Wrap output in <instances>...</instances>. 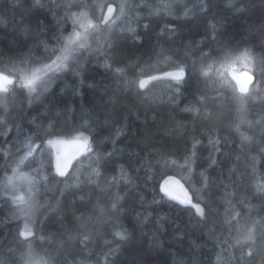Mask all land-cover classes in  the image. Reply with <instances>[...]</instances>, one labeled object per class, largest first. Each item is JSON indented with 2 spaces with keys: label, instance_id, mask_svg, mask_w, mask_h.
Returning <instances> with one entry per match:
<instances>
[{
  "label": "trees",
  "instance_id": "trees-1",
  "mask_svg": "<svg viewBox=\"0 0 264 264\" xmlns=\"http://www.w3.org/2000/svg\"><path fill=\"white\" fill-rule=\"evenodd\" d=\"M91 2L94 0H41L43 7L32 8L33 0H0V61H3L0 63V71H5L7 74L6 66L7 70H11L14 75H31L35 68L41 66L40 64H33L32 59L55 52L47 50L46 53L45 45L57 47L66 44L74 28L73 18L87 9L91 12L89 7ZM150 2L155 4L158 0H150ZM56 3L84 6L79 8L56 7ZM138 3L139 0H135L133 14L139 15L136 20L139 25L137 26L136 23L139 40L131 39L130 34L121 32L117 28L110 29L108 27L103 32L99 31L92 38V48L88 47L89 50L81 51L83 57L78 62V68L76 57H79L81 52L76 53L74 58L69 61L67 64L69 67H65L61 72H54L57 78L54 79L53 86L48 92L41 95L40 89H38L36 93H32L31 97L28 96L26 89H24L23 94L18 92L13 97H8L4 92H0V104L12 99L15 104L12 117L20 123L27 122L35 116L38 123L55 120L63 125L67 121L69 126L77 127L83 120L90 119L95 127V135L100 150L112 149V144L103 140L108 128L102 122L109 112L115 109L120 115L119 123L128 125L127 134L117 144V148L124 149L123 155L118 156L117 159L124 161L131 167L135 184L121 186V195L128 192V197L124 201L126 215H123L121 219L129 227L136 226V231L132 244L121 255L117 264H123L124 261L134 259L137 255L143 258L144 264H164L165 260L169 264H174L173 257L177 261H182L183 264H226V262L227 264H237L239 252L232 255L233 249L231 247L225 252L219 241L220 239H228L229 234L232 237L242 238L243 235L247 234L248 228L251 227V221H260L261 216L264 215L260 206L261 201L254 194L257 189L264 188V175H262L264 168L261 167L259 159L255 164V173L243 177V183L236 179V176L244 171L247 157L257 156V148L264 147V143L260 141L259 129L254 126L255 121L260 118V114L255 109L248 108L247 104H245L244 109H241L236 101L229 100L225 93L230 95L231 89L222 87L221 83L214 79L210 72L208 78L200 75L198 71L192 73L187 83L180 86L178 93H173V91L166 93L168 83L165 80L152 82L147 87L148 91L140 95L138 94V81L147 78V75L158 76L162 74L158 69L165 67V63L156 64L153 51L154 49L157 52L160 50V43L168 50L166 55L170 56L172 60L177 62L181 59L185 60L190 67L192 61L198 57H185L184 45L189 41L203 40L202 34L205 30V24L210 17L213 18L212 23L220 21L222 17L224 18L221 23H216L218 29L217 42H208L213 49L229 41L232 43L247 41L248 49L252 51L253 55H256L261 49H264V36L261 35L264 32V28H261V22L264 21V0H246V8L243 12L233 11L228 7L227 0H211V8L207 13H202L197 8L189 16L183 15V6L187 5L191 9L194 0H174L171 9L172 16L167 13L149 16L150 10L143 6L137 8L136 4ZM26 9H30V11ZM149 23L150 27L145 29L143 25ZM169 24L176 29L175 35L160 40L158 33ZM26 27L29 29L27 35L22 32V29ZM57 36L61 38L60 43L56 41ZM126 36L129 38H125ZM38 42H41L39 46H37ZM208 50V48H204L205 52ZM240 50L244 51V47L241 46ZM105 55L108 56L107 61ZM20 56L25 57L23 62L16 59ZM54 57L55 55H52V60ZM115 60L122 61L119 65L121 68L127 66L124 73L126 85L110 75L106 68V64H111ZM137 61L141 62V67L135 69L136 75L133 76L132 65ZM146 62H150L152 67H149ZM216 62L218 60L213 58L204 63L213 65ZM199 66L197 64V68ZM167 70L174 71L173 68ZM76 71H79V76L74 74ZM142 72L145 75H142ZM205 80H207V87L204 84ZM90 84H95V87H90ZM17 87H19V83H17ZM139 92L143 91L139 90ZM36 97L39 99H35ZM170 97H175L179 101V107L172 103ZM29 99L32 100V103L28 102ZM198 100L199 103H197ZM189 102L194 108L200 110V115L196 111L191 113L180 111ZM45 105L48 107L45 108ZM206 112H211V119H204L202 114ZM246 121H250L251 124ZM233 122L240 124V132L253 137V141L246 142L247 148H243V145L240 144L238 135L235 137L230 135ZM179 124H186L188 133L193 130L197 132L207 131L209 128H212L215 133L217 126H219L222 129L221 135L228 136L233 141V143L225 145V152L232 153L235 151L240 156L238 162L236 155H231L229 159H222L219 165L209 169L211 177L223 181L219 188L213 186L203 193H196L193 199L194 203L211 202L213 205L214 211L206 220H202L195 214L194 210L177 206L171 202H161L159 205H152L144 209L140 207L138 201L137 193L139 192H144L147 201L152 200L154 192L158 190L157 181H160V176L157 175L153 179L146 180L145 172L141 170L137 173L134 170L135 167L140 161L148 162V154L153 152L151 144L166 148L168 151L182 152L185 139L178 128ZM115 126L118 125L114 123L113 127ZM157 126H159V130H157ZM146 130L152 134L148 145L141 142ZM15 137V132L0 137V146L10 148L13 153L17 152ZM241 148H243V152H241ZM199 162L204 166L207 165L206 151L200 156ZM6 163V159H0V240L10 244L16 233L17 225L19 224L22 229L25 218L17 216L14 219H9L10 205L5 203V199L11 200V198L2 181L5 174L11 171H4ZM179 163L183 164V161L181 160ZM237 164L238 171L236 176L232 177V181L239 184V188L235 190L234 197L226 196V198L232 199L235 208L234 210L228 209L226 212L221 207L217 211L216 207L221 203L217 198L234 191L231 181L228 179L227 170L229 167L237 166ZM11 166L15 167L14 161ZM158 170V167H154V172ZM81 171L83 170L81 169ZM248 171L252 173L251 168ZM45 174H47L46 169ZM53 175H55L54 167ZM168 175L180 178L186 187L189 186L185 174L178 166L170 168ZM71 179L70 177L69 183H71ZM103 183L104 180L102 179L101 184ZM225 185L228 187L225 188ZM191 187L199 189L200 185L193 183ZM116 191V188L109 189L107 193L94 191L91 199H86L85 202L72 196L69 191L64 200L66 209L64 225L61 227L49 223L47 231L56 233V236L46 244L39 239L35 240L33 248L35 258L43 263L51 255L59 262L62 258V254L56 252L59 239H67L69 234L76 236L78 230L93 233L96 231L106 232L111 227L112 222L102 227L95 220L94 205L98 199L107 204V197ZM86 192L87 188H84L80 194L85 195ZM57 195L58 190L53 186L51 191L45 192L42 189L38 198L40 200L48 199L54 203ZM239 199H244L245 204L249 205L247 208L249 215H246L244 219L235 215L243 207L236 203V200ZM70 201H75V208L78 210H73V204ZM11 209L19 212L15 204L11 205ZM137 211L145 214L146 211H153L154 215L147 223L137 225L135 216ZM155 213H163V218L159 222H157ZM89 217L91 219H88ZM140 219H143V215ZM225 219L231 220V224H225ZM233 225L239 229L238 232L235 231ZM258 228L259 226H257ZM110 238V236H104V239ZM154 238H158L163 243L162 250H151ZM232 242L234 243L235 240L233 239ZM89 247L91 249L102 248L103 239L93 241ZM169 248L172 255L167 252ZM252 248L254 255L250 258L245 257L240 264H264V246L257 241L252 244ZM217 254H219V258ZM17 255L19 256V253ZM92 259L94 261L95 256ZM101 264H105L103 259Z\"/></svg>",
  "mask_w": 264,
  "mask_h": 264
},
{
  "label": "snow or ice",
  "instance_id": "snow-or-ice-1",
  "mask_svg": "<svg viewBox=\"0 0 264 264\" xmlns=\"http://www.w3.org/2000/svg\"><path fill=\"white\" fill-rule=\"evenodd\" d=\"M134 3L135 0H94V2L90 3L89 7L96 23L93 25V21L89 20L87 26L95 27L98 31L103 32L109 27V21L115 24L119 20L120 24L117 26H124V32L130 34L131 39L139 40L137 27L133 26V23H137L135 16H133V12L135 11L133 7ZM173 3L174 0H158L155 4L150 2V0H139L136 7L143 6L144 8H148L150 10L148 12L149 16H157L161 13H167L169 16H172L173 12L171 9ZM227 4L235 12H243L246 8V0H227ZM55 6L79 8L84 5L56 3ZM31 7H43L41 0H33ZM197 8L200 12L207 13L211 8V0H194L191 9L187 5H184L183 15L189 16ZM26 10L30 11V9ZM116 13L120 15L116 16ZM212 19L210 17L206 21L205 30L202 34L203 40L189 41L184 45L185 57H198L192 61L190 67L185 60L181 59L178 62L172 60L170 56L166 55L168 50L160 43V40H165V38L175 35L176 29L169 24L160 30L158 33L160 37V40H158L160 50L157 52L154 49L153 51L156 57V64L165 63V67L158 69L162 73L161 76L147 75V80L139 79L138 94L143 95L148 91L145 85L149 81L163 82L165 80L173 93H178L180 86L187 83L192 73L198 71L200 75L208 78L212 65H206L204 62L216 58V60L221 62V67L225 69L226 73L221 81V85L225 89H231L230 95L227 92L225 93L228 99L236 101L241 109H244L245 104H247L248 108L255 109L260 114V118L255 121L254 126L259 129L260 141L264 143V49L253 55L252 51L248 49L247 41L238 43L229 41L213 49L208 42H217L218 29L216 23H221L224 18L222 17L216 23H212ZM137 26H139L138 23ZM81 27H84V25H81ZM143 27L145 29L149 28L150 23L144 24ZM261 28H264V21L261 22ZM22 32L27 35L29 34V29L26 27L22 29ZM74 35L77 39L81 37L80 32H76ZM261 35L264 36V32ZM125 38L129 37L126 36ZM56 41L57 43L61 42L60 36L56 37ZM39 43L41 42H38L37 46H39ZM73 43L74 41L69 37L67 44L59 49L61 56L57 57L56 60H52L51 58L52 55H55V52L32 59L33 64H40L42 66L35 68L31 75H14L5 66L7 74H5V71H0V91H3L8 97H13L18 92L23 94L24 89H27L29 97L32 96V93H36L38 89H40L41 95L48 92L53 86L54 79L57 78L53 72V66L55 65L57 69L69 67L67 64L58 63V61H67L69 54L77 50L69 47ZM241 46L244 47V51L240 50ZM204 48H208L209 50L205 52ZM79 49L89 50L88 46L84 43L79 44ZM45 52L47 53V45H45ZM82 57L83 52H81L79 57H76L77 68L79 67L78 62ZM29 58L31 59V57ZM16 59L23 62L25 57L20 56ZM105 60H108L107 55H105ZM0 63H3V61H0ZM9 63H12V61H9ZM121 63L122 61L115 60L111 64H106V68L110 75L126 85L124 73L127 66L121 68L119 66ZM146 63H148L149 67H152L150 62ZM237 63L243 65L239 70L236 68ZM197 64L200 65L199 68H197ZM132 67L134 70L133 76H135V69L141 67V62L137 61ZM250 67L251 71H249ZM168 68H173L174 71H169L167 70ZM74 74L76 76L80 75L79 71H76ZM141 74L145 75L143 72ZM17 83H19V87H17ZM204 84L207 87V80L204 81ZM89 86L95 87V84H90ZM139 90L144 91L139 92ZM35 99H39V97ZM170 99L173 104L179 107V101L175 97H170ZM28 102L32 103V100L29 99ZM199 102L198 100L197 103ZM14 107L15 104L12 99L0 104V113H3V115H0V137L15 132L17 144L23 145L26 151L17 148V152L13 153L9 149L0 146V159L7 160V163L4 165V171L11 170L16 174L19 171V166L24 165L27 160L29 163L25 166L30 168L32 172L37 173L38 179L37 177H32L29 180L27 198L25 195H14L12 200L5 199V203L10 205L9 219L23 216L25 222L22 229L19 224L17 225L16 233L12 237L10 244L4 240H0V264H37L32 259L35 254L33 251L34 242L36 239H39L46 244L56 236V233L47 231L49 223L60 225L61 227L64 225V219L66 218L64 200L69 191L72 196L85 202L86 199H91L94 191L107 193L111 188H116L117 191L107 197V204L98 199L94 205L95 220L102 227L112 222L111 227L106 232L96 231L93 233L78 230L76 236L69 234L67 239H59L57 241L58 247L56 252L62 254L61 260L57 262L55 257L50 255L49 259L44 261L43 264H101L102 259L105 264H117L121 255L132 244L136 231V226L129 227L121 219L123 215H126L124 201L128 197V192H124L123 195L120 194L121 186H132L135 184V179L131 174V167L124 161L117 159L124 152L123 148H117V144L127 134L128 125L126 123H119L120 115L115 109L109 112L102 122L108 128V132L103 137V140L110 142L112 149L100 150L95 135V127L90 119L83 120L77 127L69 126L67 121L63 125L55 120L38 123L35 116L31 117L27 122L20 123L12 117ZM44 107L47 108L48 106L45 105ZM180 111L184 113L196 111L198 115L201 114L200 110L194 108L191 102L183 109H180ZM202 115L204 119H211V112H206ZM246 122L251 124L250 121ZM114 123L118 126L113 127ZM178 128L183 133L185 139L182 152L168 151L166 148H160L155 144H151L153 152L148 154V162L140 161L138 166L135 167V172L139 173L141 170L145 172L146 180L153 179L157 175L160 176V181H157L158 190L154 192L152 200L147 201L144 192H139L137 193L138 201L140 207L144 209L152 205H159L161 202H171L177 206L187 205L190 209H195V213L202 220H206L214 211L213 205L211 202L203 204L200 202L193 203L196 193H203V191L213 186L219 188L223 184V181L211 177L209 169L219 165L222 159H229L231 155H236L238 162L240 156L235 151L232 153L225 152V145L233 143V141L228 136L221 135L222 129L219 126H217L215 133L212 128H209L207 131L197 132L193 130L191 133H188L186 131V124H179ZM157 130H159V126H157ZM230 135L233 137L238 135L243 148L248 147L246 142L253 141L252 136L240 132V124L236 122H233L231 125ZM64 137L69 138L66 139ZM151 137L152 134L146 130V134L141 138V142L148 145ZM243 148H241V152H243ZM50 149H55L54 156L49 151ZM205 151L207 152L206 166L199 162L200 156ZM36 153L40 155L38 166ZM257 159H259L261 167L264 168V147L257 148V156L247 157L244 171H241L239 176H236L238 164L237 166L228 168V179L231 181L234 191L232 193H225L217 198L221 202L216 207L217 211L221 207L226 212L228 209L234 210L235 205L232 199L226 198V196L234 197L235 190L239 188V184L232 181V177L236 176V179L243 183V177L255 173ZM181 160L183 164L179 163ZM13 161L16 162V167L11 166ZM173 166H178L185 174L186 180L189 183L188 187L181 180L176 179L175 176L168 175V170ZM53 167L55 175H53ZM154 167H158L159 170L154 172ZM249 168L252 169V173H249ZM45 169L47 170V174H45ZM19 175L20 178H25L24 173H20ZM70 177L72 178L71 183H69ZM102 179L104 180L103 184H101ZM193 183H198L200 188L191 187ZM60 185H63V187H60ZM53 186L58 190L54 203L48 199L40 200L38 198V194L42 189L45 192L51 191ZM9 187L13 189L14 193L20 191L19 186L13 184V177H7L6 179L5 190L7 191ZM224 187L227 188L228 186L225 185ZM84 188H87V192L85 195H81L80 193ZM254 194L261 201V210L264 211V188L257 189ZM70 202L73 204V210H78L75 208V201ZM14 203H19L24 205V207H21L19 212H15L11 209V205ZM236 203L243 207L235 215L240 219H244L246 215H249L247 213L249 205L245 204L244 199L236 200ZM142 215L143 219L141 220L140 217ZM153 215V211H146V214L137 211L135 213L137 225L147 223ZM155 216L157 222H159L163 218V213H155ZM88 219H91V217ZM224 223L231 224V220L225 219ZM257 226H259L258 229ZM233 228L235 231H239L238 228H235V225H233ZM105 235L111 238L104 239ZM99 239H103V247L91 249L89 247L90 244ZM233 239L235 240L234 243L232 242ZM257 241L264 246V215L261 216L260 221H251V227L248 228L247 234L243 235L242 238L232 237L229 234L228 239H220L219 243L225 252H227L229 247L233 249L232 255L239 252L237 264H240L245 257L250 258L254 255L252 244ZM163 247V243L158 238L153 239L152 251H160ZM167 252L169 255H172L170 248L167 249ZM17 253H19V256ZM93 256H95L94 261L92 259ZM217 256L219 258V254ZM173 261L174 264H183L182 261H177L175 257H173ZM123 264H144V261L141 256L137 255L134 259L124 261ZM164 264H169V262L165 260Z\"/></svg>",
  "mask_w": 264,
  "mask_h": 264
},
{
  "label": "rangeland",
  "instance_id": "rangeland-1",
  "mask_svg": "<svg viewBox=\"0 0 264 264\" xmlns=\"http://www.w3.org/2000/svg\"><path fill=\"white\" fill-rule=\"evenodd\" d=\"M89 8V7H88ZM99 14V13H97ZM116 16H119L120 14L119 13H116L115 14ZM133 16H135L136 20L138 18L139 15L137 14H133ZM89 20H92L93 21V25H95L96 21L93 19L92 15H91V12H89V9H87L85 12H83L82 14L80 15H77L73 18V31H72V34L70 35V37L72 38V40L74 41V43L72 45H70L69 47L70 48H73V49H77L76 51H73L69 54V59L67 61H58V63H64V64H68L69 61L74 58L75 54L78 53V52H81L82 50L84 49H79V44L80 43H84L86 44L88 47L92 48V45H91V42H92V38L99 32L95 27H88V21ZM120 24V21L117 20L115 24H113L111 21L109 22V28L110 29H118L120 30L121 32H124L123 28L124 26H117ZM81 25H84V27H81ZM133 26L136 27V23H133ZM101 27H103L101 25ZM76 32H80L81 33V37L79 39H77L75 37V33ZM68 41V40H67ZM67 44V42H66ZM65 46V44L63 45H59L57 47H47V50L48 51H55V57L53 60H56L57 57L61 56V52L59 51V49L63 48ZM89 48V49H90ZM50 63V62H49ZM42 66V65H41ZM39 66V67H41ZM243 65L240 64V63H237L236 65V68L237 70H239ZM38 68V67H37ZM65 67H61L59 69H57L55 67V65L53 66V72H61L62 70H64ZM35 70V69H34ZM251 67L249 68V71H251ZM211 74H212V77L216 80H218L220 83L223 79V77L226 75L225 73V69L221 67V62L218 61L216 63H214L211 67V70L209 71ZM258 72V71H257ZM27 90V89H26ZM172 90L169 88L168 84L166 85V90L165 92L166 93H170ZM3 92V91H2ZM16 145H17V148H20L22 149L23 151H26V149L23 148V145H19L17 144V141H16ZM8 148V147H7ZM17 148H16V151H17ZM10 150V148H8ZM11 151V150H10ZM51 151V154L53 155L52 153V150L50 149ZM36 158H37V166H38V163H39V159H40V155L39 153H36ZM31 159V158H29ZM29 163V161H25V164L24 165H20L19 166V171L18 173L14 174L12 171H10L9 173H6L4 178H3V184L5 185L6 183V179L7 177H13V184L19 186L20 188V191L19 192H15L13 191V189L11 187H9L7 189V193L9 194V197L11 198V200L13 199V196H19V195H25L26 198H27V188H28V185H29V180L32 178V177H37V173L35 172H32L30 168L26 167L25 165H27ZM14 164H15V167H16V162L14 161ZM20 173H24L25 174V178H20ZM16 207H18V209L20 210L21 207H24V205H21L19 203H14ZM25 220V219H24ZM23 228V227H22ZM32 259L34 261L37 262V264H43L41 263L38 258H35V254L34 256L32 257Z\"/></svg>",
  "mask_w": 264,
  "mask_h": 264
},
{
  "label": "water",
  "instance_id": "water-1",
  "mask_svg": "<svg viewBox=\"0 0 264 264\" xmlns=\"http://www.w3.org/2000/svg\"><path fill=\"white\" fill-rule=\"evenodd\" d=\"M110 22V21H109ZM103 26V25H102ZM162 75V74H161ZM161 75H158V76H161ZM142 79H145V80H147V78H142ZM152 82H155V81H149L148 83H146V85H145V88H147ZM140 91H144V90H140ZM52 150V153H53V156L55 155V149H51ZM174 176V175H173ZM176 177V176H175ZM176 179H179L180 180V178H178V177H176ZM162 182V181H161ZM181 182H182V180H181ZM183 183V182H182ZM194 203V202H193ZM181 207H183V208H189V206H187V205H185V206H181ZM192 210H194V212H195V209H192ZM196 214V213H195ZM197 215V214H196ZM21 239H24V238H21Z\"/></svg>",
  "mask_w": 264,
  "mask_h": 264
},
{
  "label": "flooded vegetation",
  "instance_id": "flooded-vegetation-1",
  "mask_svg": "<svg viewBox=\"0 0 264 264\" xmlns=\"http://www.w3.org/2000/svg\"><path fill=\"white\" fill-rule=\"evenodd\" d=\"M149 87V86H148ZM147 89V88H146Z\"/></svg>",
  "mask_w": 264,
  "mask_h": 264
}]
</instances>
